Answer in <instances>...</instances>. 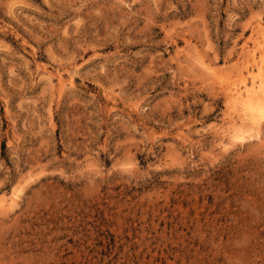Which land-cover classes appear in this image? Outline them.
<instances>
[{"label":"rangeland","instance_id":"1","mask_svg":"<svg viewBox=\"0 0 264 264\" xmlns=\"http://www.w3.org/2000/svg\"><path fill=\"white\" fill-rule=\"evenodd\" d=\"M263 28L264 0H0V264H264V123L231 140L226 90Z\"/></svg>","mask_w":264,"mask_h":264},{"label":"bare ground","instance_id":"2","mask_svg":"<svg viewBox=\"0 0 264 264\" xmlns=\"http://www.w3.org/2000/svg\"><path fill=\"white\" fill-rule=\"evenodd\" d=\"M257 26L258 25H256V27ZM261 37L263 39L258 44L261 46L262 49H264V34ZM258 39H260V37ZM246 64H247L246 71H247L248 76L242 74L243 72H241L242 86L241 87L229 86L228 88H226V90L228 91L227 93L228 94L227 95L228 96V107L231 112L228 114V116L231 115L230 117L232 116L234 117L235 115L236 119L238 118L237 120L232 118L231 120L233 121L230 122V124L231 123L234 124L232 125L233 128L231 127L229 130V135H231V140L232 139L234 140H244L245 139L244 135L246 133V130L244 131L243 127L248 126L249 128L248 130H250L252 127H259L260 125H262V123H264V70L262 67L264 65H262V59L258 60V57L256 56L255 51L250 53L249 57H247ZM243 65L245 67V64ZM248 77L249 79L251 78V81H248ZM238 124H240V127ZM237 125L239 128L237 127ZM223 136H226V135H223ZM229 140L230 139H228V141Z\"/></svg>","mask_w":264,"mask_h":264}]
</instances>
